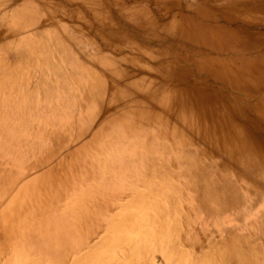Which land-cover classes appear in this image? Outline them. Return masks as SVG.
Wrapping results in <instances>:
<instances>
[{
    "label": "bare ground",
    "instance_id": "obj_1",
    "mask_svg": "<svg viewBox=\"0 0 264 264\" xmlns=\"http://www.w3.org/2000/svg\"><path fill=\"white\" fill-rule=\"evenodd\" d=\"M0 264H264V0H0Z\"/></svg>",
    "mask_w": 264,
    "mask_h": 264
},
{
    "label": "rangeland",
    "instance_id": "obj_2",
    "mask_svg": "<svg viewBox=\"0 0 264 264\" xmlns=\"http://www.w3.org/2000/svg\"><path fill=\"white\" fill-rule=\"evenodd\" d=\"M96 109V108H95Z\"/></svg>",
    "mask_w": 264,
    "mask_h": 264
}]
</instances>
